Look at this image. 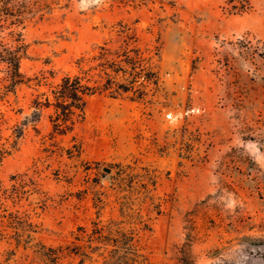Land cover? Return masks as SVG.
Returning a JSON list of instances; mask_svg holds the SVG:
<instances>
[{
  "label": "rangeland",
  "instance_id": "374dc122",
  "mask_svg": "<svg viewBox=\"0 0 264 264\" xmlns=\"http://www.w3.org/2000/svg\"><path fill=\"white\" fill-rule=\"evenodd\" d=\"M47 2L15 29L14 90L0 63V264H54L38 242L68 246L61 264H264V0ZM120 20L158 50V84L143 98L93 95L83 119L52 136L53 109L32 115L47 89L35 75L74 72ZM12 28L0 15V50ZM15 211L34 224L27 243L7 225ZM96 221L134 228L145 259L78 251V227L91 232Z\"/></svg>",
  "mask_w": 264,
  "mask_h": 264
},
{
  "label": "trees",
  "instance_id": "16d2710c",
  "mask_svg": "<svg viewBox=\"0 0 264 264\" xmlns=\"http://www.w3.org/2000/svg\"><path fill=\"white\" fill-rule=\"evenodd\" d=\"M32 6L27 7L22 0H5L4 5H0V15L9 20V24L14 26L9 32L11 43L0 50V63L5 67L7 90H14L15 85L22 82V74L19 71V58L21 34L15 29L23 20L24 12L39 11L47 7L48 0H34ZM118 27V28H117ZM140 38L136 31L122 20L115 25L114 36L105 39L102 43L95 45L92 49L81 53L76 59V70L74 72H64L55 82H48L45 72L35 75L37 85H45L47 89L37 93L33 100L32 113L34 118H39V110L43 107L53 109L50 114L52 132L64 134L73 129L76 122L84 117L86 103L93 95H107L112 98L129 96L131 98H143L149 83L158 84L159 71L155 69L153 57L158 54V50L150 47H142ZM53 74V70H49ZM30 79V78H28ZM3 115L0 114V126L4 123ZM14 133L20 136L21 127L16 124ZM52 134V136H54ZM0 143V163L8 151ZM78 153L81 150L80 144H73ZM26 173L17 174L15 177L14 194L19 192L17 186L26 179ZM153 181V180H151ZM5 216V215H4ZM7 225L13 226V236L17 243H27L31 235L26 234L22 239L25 230L34 226L28 222L27 217L20 216L18 211L9 212L7 215ZM122 229L119 226L113 228L110 224L94 222L91 232H87L84 226H79L75 233L77 240L84 241L83 244L75 245L78 251L86 246L102 247L107 258L127 259L141 258L142 247L134 240V231ZM96 244L93 246L92 242ZM40 247L48 250L47 259L54 264H61V258L66 257L68 246L59 244L57 246H46L38 242ZM110 246V247H109ZM41 250V249H40ZM73 251V250H72ZM41 253V251H38ZM145 259V257H143Z\"/></svg>",
  "mask_w": 264,
  "mask_h": 264
},
{
  "label": "water",
  "instance_id": "95a60500",
  "mask_svg": "<svg viewBox=\"0 0 264 264\" xmlns=\"http://www.w3.org/2000/svg\"><path fill=\"white\" fill-rule=\"evenodd\" d=\"M105 170L109 171L110 169L109 168H105Z\"/></svg>",
  "mask_w": 264,
  "mask_h": 264
}]
</instances>
